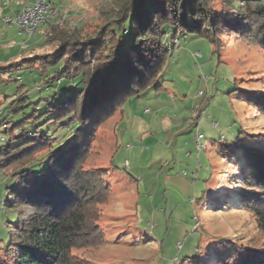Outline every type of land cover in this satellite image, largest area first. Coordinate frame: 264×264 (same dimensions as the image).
I'll return each mask as SVG.
<instances>
[{
    "label": "rangeland",
    "instance_id": "1",
    "mask_svg": "<svg viewBox=\"0 0 264 264\" xmlns=\"http://www.w3.org/2000/svg\"><path fill=\"white\" fill-rule=\"evenodd\" d=\"M2 1L7 6L0 2V67L49 53L52 47L41 45L46 26L19 36L1 20L2 10L32 0ZM108 2L63 0L59 21L66 18L89 33L101 24L100 11ZM219 3L213 1L215 10ZM217 41L218 53L205 38L180 33L171 40L156 83L126 99L95 132L83 169L103 172L109 196L97 207L99 248L72 251L84 264H223L241 247L263 246L264 234L249 212L215 208L210 194L230 185L237 173L227 160L232 146L245 135L264 137L259 99L264 52L228 31ZM54 71L22 63L0 73V147L15 137L13 144L28 140L35 131L52 142L69 138L67 122L47 121L53 113L44 110L53 98L75 89L76 81L46 84ZM197 135L202 136L200 150ZM16 168H0V253L16 223L15 211L5 204ZM203 195L209 200L205 204Z\"/></svg>",
    "mask_w": 264,
    "mask_h": 264
},
{
    "label": "trees",
    "instance_id": "2",
    "mask_svg": "<svg viewBox=\"0 0 264 264\" xmlns=\"http://www.w3.org/2000/svg\"><path fill=\"white\" fill-rule=\"evenodd\" d=\"M213 1L109 0L100 11L101 24L90 27L89 33L58 17L43 33L41 45L51 46L49 53L0 67L1 74L22 63L38 64L42 70L55 67L46 84L76 81L75 89L53 98L44 110L53 113L47 121L67 122L66 141L52 142L35 131L28 140L13 144L15 137L0 147L1 170L17 165L5 201L15 211L16 223L1 250L0 264H84L72 251L99 248L97 207L107 202L109 191L103 172L84 170V162L97 129L126 99L156 83L172 39L180 33L202 37L218 53L217 39L228 31L264 52V0H218V10ZM259 99L264 113V92ZM245 137L232 146L227 159L237 169L232 183L211 193L210 203L222 210H246L264 234V137ZM42 163L41 169H29ZM208 201L204 196V204ZM223 264H264V244L241 247Z\"/></svg>",
    "mask_w": 264,
    "mask_h": 264
},
{
    "label": "built area",
    "instance_id": "3",
    "mask_svg": "<svg viewBox=\"0 0 264 264\" xmlns=\"http://www.w3.org/2000/svg\"><path fill=\"white\" fill-rule=\"evenodd\" d=\"M63 0H32L29 4L23 5L12 17H3L1 20L7 27L14 26L19 36H30L40 26L53 23L61 14ZM1 6L6 7L7 2L0 0ZM26 47L25 42L21 43V49ZM201 135L195 138L197 150L202 148L200 141ZM185 174V173H183Z\"/></svg>",
    "mask_w": 264,
    "mask_h": 264
},
{
    "label": "crops",
    "instance_id": "4",
    "mask_svg": "<svg viewBox=\"0 0 264 264\" xmlns=\"http://www.w3.org/2000/svg\"><path fill=\"white\" fill-rule=\"evenodd\" d=\"M21 6H23V5H17V6H14L12 8H8V9L6 8V9L2 10V15H3L2 18L7 17V16H14L18 12V10Z\"/></svg>",
    "mask_w": 264,
    "mask_h": 264
}]
</instances>
